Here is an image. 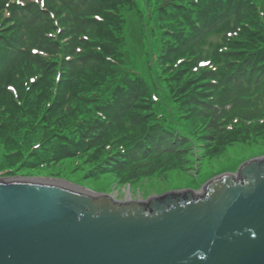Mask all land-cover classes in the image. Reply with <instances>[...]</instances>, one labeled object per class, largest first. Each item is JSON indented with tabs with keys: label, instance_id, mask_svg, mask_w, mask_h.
I'll return each instance as SVG.
<instances>
[{
	"label": "rangeland",
	"instance_id": "obj_1",
	"mask_svg": "<svg viewBox=\"0 0 264 264\" xmlns=\"http://www.w3.org/2000/svg\"><path fill=\"white\" fill-rule=\"evenodd\" d=\"M69 1L0 0V40L8 44L12 41L20 47L32 40L27 25L15 23L22 17L20 10H38L50 22L59 24L55 31L44 33L51 48L40 44L45 41L40 35L29 46L32 58L49 59L45 70L27 56V51L8 56L11 77L1 84L0 125H8L7 118L10 125L4 134L0 133V178L62 181L82 190L110 194L119 201H140L174 190L201 192L212 178L236 173L248 159L264 156V82L254 78L251 83V77L244 75L249 62L239 63L249 49H260L264 56L263 15L258 14L261 22L255 33L247 35L232 27V14L240 8V0H234L230 9L231 0H130L133 7L119 0L116 20H92L96 22L94 28L81 30L76 22L82 14L72 10ZM243 5L246 19H236L239 22L248 21V8H255L256 13L264 11V0H248ZM224 6L220 19H211L215 9ZM87 16L99 15L92 12ZM22 18L20 21L25 23ZM201 20H211L209 28L216 25L214 29L218 30L211 35L201 34ZM101 24L113 39L98 33L96 27ZM183 35L193 36L190 42H197L198 48L193 45L182 55L180 44L178 55L170 53L159 64L161 43L179 44ZM204 39L207 47L202 45ZM106 42L113 48L106 54L107 73L105 65H98L93 75L92 68L84 65L88 62L84 55L103 54V46L109 47ZM198 49L212 61L199 59L195 67L192 58L200 53ZM184 59L193 64L182 83L198 75L196 68L209 67L218 76L215 81L210 71L205 74V80L215 83L201 91L200 97L207 101L200 99V117L190 124L188 111H183L176 126L168 131L158 127L153 130L152 147L138 150L130 144L133 133L121 125L125 116L122 113L129 112L130 106L136 112L135 104L145 94L151 104L161 106L164 114L161 117L157 113V119L165 124L176 123L173 116L166 115L173 110L166 87L171 78L160 70H182ZM201 61L209 66L201 65ZM117 91L120 96L114 95ZM125 94L130 98L127 106L121 107ZM6 95L11 100L3 99ZM8 102H13L10 108ZM145 109L147 112L154 107ZM201 116H214L211 130H202ZM176 127L186 135L177 136ZM231 133L236 134L235 139H226ZM128 145L138 153L132 154L126 149Z\"/></svg>",
	"mask_w": 264,
	"mask_h": 264
},
{
	"label": "water",
	"instance_id": "obj_2",
	"mask_svg": "<svg viewBox=\"0 0 264 264\" xmlns=\"http://www.w3.org/2000/svg\"><path fill=\"white\" fill-rule=\"evenodd\" d=\"M0 264H264V156L140 201L0 179Z\"/></svg>",
	"mask_w": 264,
	"mask_h": 264
},
{
	"label": "trees",
	"instance_id": "obj_3",
	"mask_svg": "<svg viewBox=\"0 0 264 264\" xmlns=\"http://www.w3.org/2000/svg\"><path fill=\"white\" fill-rule=\"evenodd\" d=\"M119 0H84L82 2H80V0H71L69 1V5L70 7H72V10L77 9L80 14H82L81 18L78 19V21L76 22L77 28L81 29V30H85V29H91L94 28L96 24V22L92 21L96 19L99 21H113L116 20L117 16L116 15V6L118 4ZM122 0H120L121 2ZM128 1L129 5L133 7V4L130 0H126ZM233 1L231 0L229 6V9L232 8L233 6ZM241 1V6L240 8L233 13V17L231 19V22L233 23L232 27L234 28L235 26L237 28H239L241 31L243 30L244 33H246L247 35L250 34H254L256 28L258 27V25L260 24L261 20L258 16V14L260 13H256V9L255 8H248V12L246 11V13L248 14V21L245 22H239V19H246L243 15L244 12L242 10L243 7L246 8L245 5H243L244 3H246V1L248 0H240ZM78 2L80 4H78ZM143 2V1H141ZM222 3H225V0H222ZM221 11V12H220ZM94 12L95 15L98 14L99 18H97V16H87L88 13H92ZM18 13L22 14V17H20L18 20L15 21V23H17V25L23 24V25H27L26 28L28 30V33L30 34V38L32 40H30L28 43H26V45L24 46H20L18 47L14 42L9 41V44L6 42V40H0V90L3 91V89L1 88V84L5 83L7 81V79H9L10 73L8 70V65H9V60H8V56L10 55L11 58L15 53L18 52H22V51H27L26 54L27 56L33 60L34 62H37L41 65V67L45 70L48 66L46 65V62H50L48 58H41L36 56V58H32L29 55V46L34 45L36 43L35 41V37H38V35H40L43 40V42H41V45H46L48 47H52L51 44L47 41V39L44 38L45 34L47 31H51V29L53 31H55L54 27H57L56 25H59L57 21H49V18L47 17V15H42L39 14L41 12H39L38 10H36L35 12H33L32 10H20L18 11ZM225 13V6L223 7L222 10L219 9H215L214 14H212L211 19L215 20V19H220V17ZM222 14V15H219ZM25 21V23L21 22L20 20ZM32 18H34V20H32ZM238 19V20H236ZM26 21L28 22V24L26 23ZM209 20H201L199 21V24L201 25V34H205V33H209L210 35L213 34V32L217 31L218 28L214 26L216 25H212L211 28H209L212 24V21L210 20V22H208ZM225 22H221V24H224ZM198 25V24H196ZM196 28H198L199 26H195ZM195 27H190V28H194ZM208 28V29H207ZM228 26H226V31H227ZM96 29H98V33L103 37H106L107 39L111 40L113 39L112 35L107 31V29L101 25L97 26ZM221 30H225V27H220ZM214 30V31H213ZM230 30V29H229ZM214 32V33H215ZM200 32H196L195 34H199ZM209 35V36H210ZM208 36V37H209ZM193 38V36H184L180 39L179 44L175 43V44H170L167 42H162L161 43V50H162V54H160V58H158L159 64L160 63H164L168 58H169V54L170 53H177V55L180 53L179 50L177 51V47L182 44V55L185 54L193 45L194 48H198L197 47V42H190V40ZM106 44H109V47L107 48L106 46H103V54H99L98 56H95L94 54L97 52H90L85 54L84 56L86 57V60H88V62H85L84 65L91 67V72L94 73L97 71V67L98 65H105V71L107 73V66H106V54H110L112 48V45L110 42H106ZM203 47H207L206 41L204 39V42L202 43ZM222 45V44H221ZM220 46V42L218 43V45L215 46V52L218 49V47ZM21 47H23L24 49H21ZM27 47V48H26ZM164 50V51H163ZM53 51V50H52ZM177 51V52H176ZM214 49L212 50L213 53ZM222 51H225L224 49ZM198 52L199 49H198ZM211 50L208 49L207 53H210ZM3 54V55H2ZM57 55H59V53H57ZM188 55V54H187ZM194 55V54H193ZM206 56V55H205ZM63 58V55L60 57ZM212 57H204V55H202V53L200 52L199 54H197L195 57L192 58V61L195 59L196 61V66L197 67V62L199 59L202 60H206L209 59V61H212L211 59ZM261 59V61H259ZM249 62V64L246 67V70L244 71V75L247 77H251V83L252 80L254 78L257 79L258 82L261 81V83L264 82V56L261 55L260 49H254L251 50L249 49L247 51V54H245L243 56V60L241 62H239L241 65H243L245 62ZM181 62H183V68L182 70H172V68H170L171 70H168L169 72H167V68H163L160 71H164L165 73H167L171 78V80L169 81V84L167 83L166 87H167V91L168 94H171V98H170V102H168V104L171 103L173 110L172 112H169V115L166 114L167 116H173L175 118L176 123H169V124H165V121L163 120H159L156 118V114L159 113L161 115V117H163V112L161 109L160 104H151L150 101L146 100L145 98V94L140 96V100H137L136 102V106L137 107V111L134 112L133 111V107L134 106H130L129 108V112H123L122 114L125 115L124 119L121 121V125H123L126 129H129L133 135H134V139L130 142L131 145H133V147L135 146L138 150L140 148H150L152 147V140L154 138V135L152 134L155 130L156 127H158L160 130H169L170 126H176L181 118V113L183 111H188L187 113L190 115L189 119H188V123L191 124V122H195V120L197 118H199L201 115L200 112L203 109V106L200 105L201 100H203V102H206L207 99H204L201 96V91H204L206 88H208L212 83H215L212 81V79H216L218 78V76H216L213 71V69L211 68H196V72H198V75H191L189 77H187V81L185 83H182L181 81L184 79V76L186 75L187 72L192 70V64L193 62L187 61V60H182ZM81 63V62H80ZM223 63V62H222ZM44 64V65H43ZM224 65V64H223ZM194 67V68H195ZM237 67V66H235ZM193 68V69H194ZM250 68H253V70H250ZM184 71V72H183ZM210 71V74L212 75V79L211 80H205V74ZM4 72H6V76L4 77ZM105 73V74H106ZM170 73V74H169ZM185 73V74H184ZM201 73V74H199ZM182 83V84H181ZM225 85V83L223 84ZM221 85L218 88V91L220 92L221 87L223 86ZM223 91V89H222ZM125 92H129L128 89L125 90ZM124 92V93H125ZM221 93V92H220ZM115 96H120V92L117 91L114 94ZM125 100L121 103V107H126L128 104V98H130V94H125ZM133 96V95H132ZM10 98V99H9ZM5 100H11V96L6 95L5 98H3ZM191 99V100H190ZM7 103V102H6ZM13 102H8L9 104V108L12 106ZM0 105H2V102L0 100ZM154 107L153 110L147 111L145 112V108L148 107ZM140 108H142L143 110H141ZM143 112V113H142ZM145 112V113H144ZM214 116H210V118H208L206 116H201L200 120H202V130L206 131L207 129H210V125L213 123L211 122ZM142 119L140 120L139 123H135L134 120L135 119ZM6 122H8V125H0V133L4 134L5 131L9 128L10 125V121L9 118L6 119ZM215 122V121H214ZM208 125V127L206 128V126ZM101 129L105 130V126H102ZM177 130H179V132H176L177 136H183L186 135V132H184V130L176 127ZM211 130V129H210ZM214 134V133H213ZM93 134H91L92 136ZM236 134H230L226 137V139H235ZM91 138V137H90ZM89 143H93L91 142V139H88ZM225 142V141H224ZM170 143V140H169ZM131 145H128L126 147L127 150L132 151V154L138 153V150L136 152V148L132 149ZM140 146V147H139ZM164 154V153H163ZM147 156V155H146ZM149 157V156H147ZM155 158V157H153Z\"/></svg>",
	"mask_w": 264,
	"mask_h": 264
},
{
	"label": "bare ground",
	"instance_id": "obj_4",
	"mask_svg": "<svg viewBox=\"0 0 264 264\" xmlns=\"http://www.w3.org/2000/svg\"><path fill=\"white\" fill-rule=\"evenodd\" d=\"M257 158H260V157H257ZM11 180H26V181H32V182H44V183H54V184H59V185H63V186H66V187H69V188H72L74 190H77V191H81V192H85V190H82V188H79L73 184H69V183H65V182H62V181H54V180H35V179H11ZM127 200H132L131 198L130 199H127Z\"/></svg>",
	"mask_w": 264,
	"mask_h": 264
},
{
	"label": "snow or ice",
	"instance_id": "obj_5",
	"mask_svg": "<svg viewBox=\"0 0 264 264\" xmlns=\"http://www.w3.org/2000/svg\"><path fill=\"white\" fill-rule=\"evenodd\" d=\"M17 2H19V0H17Z\"/></svg>",
	"mask_w": 264,
	"mask_h": 264
}]
</instances>
